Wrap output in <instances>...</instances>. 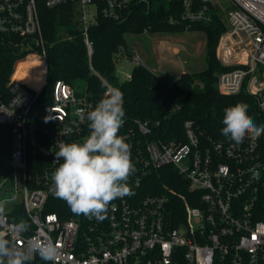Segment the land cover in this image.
<instances>
[{
  "label": "built area",
  "instance_id": "1",
  "mask_svg": "<svg viewBox=\"0 0 264 264\" xmlns=\"http://www.w3.org/2000/svg\"><path fill=\"white\" fill-rule=\"evenodd\" d=\"M229 1L232 9L216 49L227 69L218 74L217 86L223 94L256 96L264 114V0ZM216 3L0 0V45H9L16 57L6 83L8 96H0V124L9 125L14 138L0 174V199L16 197L7 206L9 223L19 221L11 218L12 213L28 219L29 231L19 245L37 238L55 243L59 250L55 262L36 256L32 264H264V135L255 141L246 138L239 145L204 141L193 122L186 120V140L163 139L155 134L159 121H129L125 115L119 135L131 146L132 194L113 200L102 221L73 212L63 218L53 210L55 200H62L50 191L59 143L82 142L90 132L83 117L110 89L119 88L90 62L104 84L103 97L93 98L86 89L77 94L72 84L58 80L44 115L48 123L43 124L40 96L49 73V43L42 9L72 6L90 59L89 28L99 13L122 21L139 6L147 11L162 6L170 11L168 23L175 25L210 21L213 13L219 14ZM132 61L143 65L135 46ZM29 62L26 70L33 82L15 76L19 64ZM69 128L72 131L66 134Z\"/></svg>",
  "mask_w": 264,
  "mask_h": 264
},
{
  "label": "trees",
  "instance_id": "2",
  "mask_svg": "<svg viewBox=\"0 0 264 264\" xmlns=\"http://www.w3.org/2000/svg\"><path fill=\"white\" fill-rule=\"evenodd\" d=\"M71 7L63 5L55 9H42L43 30L49 43L47 51L49 73L40 96L43 124L48 123L44 115L52 103L50 96L58 80L73 85L76 79H84L86 90L93 98L103 97L104 84L91 70L90 62L96 72L116 85L123 93V107L128 120L140 118L159 121L160 124L155 127V134L163 139L186 140L184 122L191 120L202 140L233 142L221 134V129L224 127L222 123L224 110L237 103H245L248 106V115L257 125L264 122V114L259 110L256 96L246 92L227 95L218 89V74L227 69L219 62L216 54L219 36L227 27L219 14L213 13L212 19L208 22L172 25L167 21L170 11L162 6L148 11L144 6H139L122 21L105 18L99 13L89 28V35L93 41V53L89 59ZM197 29L207 34L206 69L198 72L184 71L173 82L167 83L146 66L135 65L128 80L121 82L118 80L115 74L118 59L125 55L132 58L126 41L127 34ZM70 36L71 39L68 38ZM15 61L13 49L9 45H0V96H8L6 83ZM30 64L31 62L19 64L15 76L33 82L32 76L26 70ZM13 140L10 126L0 124V174L4 158L8 157L12 150ZM156 179L169 181L166 178ZM170 184L179 188L173 181H170ZM55 203L57 207L53 210L60 212L63 218L72 213L70 207L66 212L62 210L68 206L64 200L57 199ZM18 210L20 212V209ZM10 216L14 220L28 221L24 215L18 217L12 213Z\"/></svg>",
  "mask_w": 264,
  "mask_h": 264
},
{
  "label": "clouds",
  "instance_id": "3",
  "mask_svg": "<svg viewBox=\"0 0 264 264\" xmlns=\"http://www.w3.org/2000/svg\"><path fill=\"white\" fill-rule=\"evenodd\" d=\"M123 104V93L110 89L83 117L88 121L89 135L82 142L61 141L55 152L58 167L51 174L50 191L76 215L102 221L113 200L132 194L128 185L135 171L131 146L119 135L125 117ZM222 123L221 134L237 145L246 138L255 141L264 135V125L253 121L245 103L227 107ZM71 131L67 129L66 134ZM15 198L0 199V264H32L36 256L55 262L59 250L51 241L32 238L19 245L30 225L25 220L9 223L7 206Z\"/></svg>",
  "mask_w": 264,
  "mask_h": 264
},
{
  "label": "rangeland",
  "instance_id": "4",
  "mask_svg": "<svg viewBox=\"0 0 264 264\" xmlns=\"http://www.w3.org/2000/svg\"><path fill=\"white\" fill-rule=\"evenodd\" d=\"M160 5L156 2L155 7ZM217 12L228 23L232 5L229 0H217ZM128 49L135 46L145 65L155 69V73L171 83L183 71L198 72L207 68V34L203 30L157 31L129 33L126 35ZM136 64L127 55L116 63L118 80H128ZM73 86L77 94H84L86 81L76 79ZM116 86V85H115Z\"/></svg>",
  "mask_w": 264,
  "mask_h": 264
},
{
  "label": "crops",
  "instance_id": "5",
  "mask_svg": "<svg viewBox=\"0 0 264 264\" xmlns=\"http://www.w3.org/2000/svg\"><path fill=\"white\" fill-rule=\"evenodd\" d=\"M138 53H139V52H138ZM142 59H143V65L146 66V65H145V62H146V61H145V58H142ZM146 67L149 68L150 70H152L153 72H155V69L151 68L149 65H147ZM183 72H184V71H183ZM180 74H181V73H180ZM180 74H179V75H180ZM179 75H178V76H179ZM178 76H177V77H178ZM177 77H176V78H177ZM162 79H163V78H162ZM163 80H164V79H163ZM167 83H168V82H167Z\"/></svg>",
  "mask_w": 264,
  "mask_h": 264
},
{
  "label": "bare ground",
  "instance_id": "6",
  "mask_svg": "<svg viewBox=\"0 0 264 264\" xmlns=\"http://www.w3.org/2000/svg\"><path fill=\"white\" fill-rule=\"evenodd\" d=\"M35 83H38V82H35Z\"/></svg>",
  "mask_w": 264,
  "mask_h": 264
}]
</instances>
